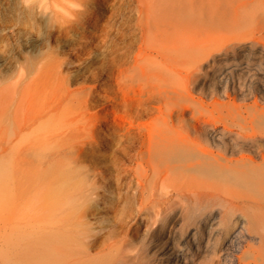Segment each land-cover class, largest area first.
Wrapping results in <instances>:
<instances>
[{"label":"bare ground","instance_id":"bare-ground-1","mask_svg":"<svg viewBox=\"0 0 264 264\" xmlns=\"http://www.w3.org/2000/svg\"><path fill=\"white\" fill-rule=\"evenodd\" d=\"M47 1L55 47L0 80V264H118L163 193L199 225L183 246L162 237L160 264H264V0H135L138 45L107 58L91 54L111 0ZM73 65L93 84L70 87ZM90 162L133 179L139 204H100Z\"/></svg>","mask_w":264,"mask_h":264},{"label":"rangeland","instance_id":"rangeland-1","mask_svg":"<svg viewBox=\"0 0 264 264\" xmlns=\"http://www.w3.org/2000/svg\"><path fill=\"white\" fill-rule=\"evenodd\" d=\"M236 2L238 0H234V3ZM46 6H50L47 0H33L27 8L23 7L20 0H0V43H8L11 46L7 53L8 63L5 66H0V80L13 77L19 72L18 70H34L40 59L38 57H41L46 51H50L55 47V28L57 23L53 19V10L51 7L48 9ZM134 8L135 0L102 2L101 9L106 17L105 25H107L108 36H106L107 39L105 38L104 43H101L102 46L93 48L91 55H101L107 58L115 43L118 45L119 53H122L126 49L129 51L135 50L138 45L139 30L136 28V12ZM129 11L130 13H128ZM29 40L33 41V45L26 46L25 43ZM91 57H84L82 59L84 61L83 64H87L88 59ZM79 70L78 65L63 68L68 85L74 88L82 85H92L93 82L87 75L89 73L87 72L85 75H82L79 73ZM129 94L132 95L133 92L129 91ZM252 99L246 101H251ZM107 104L109 103L104 102L103 99L91 100L90 110L98 112L97 115H91V118L97 119L98 114H105L106 109L104 107ZM92 140L90 139V141ZM135 147L139 148L137 144L134 145ZM90 163H88L89 168L85 174L89 179V183H96L100 191V204L107 207L113 206L119 213H124L129 208L134 209V206L139 204L137 195L133 191L135 187L133 179L125 177L123 184L116 186L113 179L107 176L105 168L99 166L98 162ZM132 180L133 182H130ZM178 200L177 198L172 199L170 193H163L159 200V202L165 204L160 203V206L164 207H162L164 210L161 213L157 211L156 213L155 209H151L150 207L144 210L146 226L143 225L141 231L135 237L134 246L126 252L118 264H160L158 260L162 256H165L163 250H165L166 246H171L173 243V245L180 244L183 246L184 238L192 234L199 223L193 224L188 220L186 216L187 204L183 200H180V202ZM218 218H212V225L204 232L203 254L199 260L201 261L200 263L211 257V244L215 238L220 236L221 226L217 223ZM164 236L168 239V245L161 246L162 237ZM170 261L172 260L170 259Z\"/></svg>","mask_w":264,"mask_h":264},{"label":"clouds","instance_id":"clouds-1","mask_svg":"<svg viewBox=\"0 0 264 264\" xmlns=\"http://www.w3.org/2000/svg\"><path fill=\"white\" fill-rule=\"evenodd\" d=\"M33 2V0H20V3L23 5V7L27 8L29 5Z\"/></svg>","mask_w":264,"mask_h":264}]
</instances>
